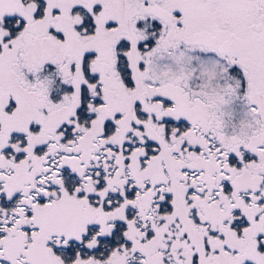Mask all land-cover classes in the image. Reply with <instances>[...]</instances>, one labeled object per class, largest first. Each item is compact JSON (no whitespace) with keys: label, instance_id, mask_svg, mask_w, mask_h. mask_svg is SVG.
<instances>
[{"label":"snow or ice","instance_id":"obj_1","mask_svg":"<svg viewBox=\"0 0 264 264\" xmlns=\"http://www.w3.org/2000/svg\"><path fill=\"white\" fill-rule=\"evenodd\" d=\"M0 264H264V0H0Z\"/></svg>","mask_w":264,"mask_h":264}]
</instances>
